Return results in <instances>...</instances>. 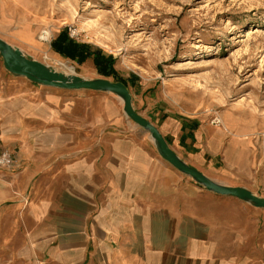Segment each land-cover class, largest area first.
<instances>
[{"label": "crops", "instance_id": "0c3cea01", "mask_svg": "<svg viewBox=\"0 0 264 264\" xmlns=\"http://www.w3.org/2000/svg\"><path fill=\"white\" fill-rule=\"evenodd\" d=\"M33 95L41 101L27 100V141L13 142L26 169L2 199L26 215L21 227L39 262L56 236L47 263L253 264L264 255L263 209L186 180L106 103L102 116L81 124L56 95ZM194 121H162L171 150L212 181L257 194L262 183L252 175L247 144Z\"/></svg>", "mask_w": 264, "mask_h": 264}, {"label": "rangeland", "instance_id": "374dc122", "mask_svg": "<svg viewBox=\"0 0 264 264\" xmlns=\"http://www.w3.org/2000/svg\"><path fill=\"white\" fill-rule=\"evenodd\" d=\"M62 30L113 58L119 77L134 79L128 84L133 109L159 132L167 118L186 126L195 120L247 144L252 175L262 183L255 195L264 198V0H0L1 40L57 72L102 78L90 60L78 64L51 49ZM34 92L59 97L81 124L102 116L105 103L112 115L126 118L111 94L34 85L7 73L0 58V145L18 165L0 171V264H54L47 260L58 248L56 236L49 250H40L39 262L21 227L26 215L16 201L2 199L16 191L26 169L13 142L27 141V100L41 101ZM254 259L264 264V255Z\"/></svg>", "mask_w": 264, "mask_h": 264}, {"label": "water", "instance_id": "95a60500", "mask_svg": "<svg viewBox=\"0 0 264 264\" xmlns=\"http://www.w3.org/2000/svg\"><path fill=\"white\" fill-rule=\"evenodd\" d=\"M0 58L3 69L7 73L13 77L25 78L31 84L66 91L83 90L94 93H107L117 97L122 104V112L126 119L149 136L158 156L173 169L190 178L194 184L206 192L222 197H232L252 208L264 210L263 197H259L243 187L226 186L212 181L179 158L170 149L157 128L135 112L132 106L131 94L121 82H114L105 78L84 79L57 72L1 39Z\"/></svg>", "mask_w": 264, "mask_h": 264}, {"label": "trees", "instance_id": "16d2710c", "mask_svg": "<svg viewBox=\"0 0 264 264\" xmlns=\"http://www.w3.org/2000/svg\"><path fill=\"white\" fill-rule=\"evenodd\" d=\"M51 49L59 56L83 64L87 60L92 65L99 76L114 82H121L128 88V84L134 85V79L129 82L119 77L114 69L115 60L111 57H105L100 50L92 48L87 44H80L69 38L65 30H62L50 43Z\"/></svg>", "mask_w": 264, "mask_h": 264}, {"label": "built area", "instance_id": "2783aa9c", "mask_svg": "<svg viewBox=\"0 0 264 264\" xmlns=\"http://www.w3.org/2000/svg\"><path fill=\"white\" fill-rule=\"evenodd\" d=\"M214 124H219L217 119L213 120ZM264 152V142H263ZM18 169L17 159L13 152L0 145V171L13 172Z\"/></svg>", "mask_w": 264, "mask_h": 264}, {"label": "bare ground", "instance_id": "6f19581e", "mask_svg": "<svg viewBox=\"0 0 264 264\" xmlns=\"http://www.w3.org/2000/svg\"><path fill=\"white\" fill-rule=\"evenodd\" d=\"M254 33H257V31L255 30ZM254 33H253V34H254ZM184 65H185V63H184ZM186 65H187V64H186Z\"/></svg>", "mask_w": 264, "mask_h": 264}]
</instances>
